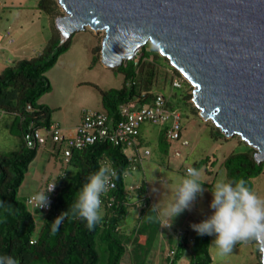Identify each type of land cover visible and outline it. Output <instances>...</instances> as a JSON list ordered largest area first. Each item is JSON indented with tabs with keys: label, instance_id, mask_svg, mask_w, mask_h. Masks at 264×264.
I'll return each instance as SVG.
<instances>
[{
	"label": "rangeland",
	"instance_id": "1",
	"mask_svg": "<svg viewBox=\"0 0 264 264\" xmlns=\"http://www.w3.org/2000/svg\"><path fill=\"white\" fill-rule=\"evenodd\" d=\"M38 1L0 0V71L13 64L20 56L14 52L15 49H22V55L26 57L38 54L43 49L44 38H48L50 34L47 25L53 37H60L54 19L62 12L56 0H47L51 8L49 13L37 7ZM102 37V32L96 35L89 28L72 33L68 49L46 72L51 89L41 96V100L55 106L52 107V120L63 129L66 136L74 134L75 124L79 122L83 111L102 110L101 90L122 85L123 74L117 69L118 66L106 67L100 61V47L97 51V46L98 39L101 40ZM140 50L133 60L140 56ZM146 61L147 64L138 68V78H142L143 88L150 87L153 93L163 94L172 102L174 108L181 112L182 138L188 140L189 145L182 146L178 141H171L166 150H163L166 145L161 142L159 149L157 144L162 126L145 123L140 126V132L147 140L141 147V152L147 148L150 155L143 160L141 169L129 171L124 176L125 189L130 199L127 213L119 221V228L123 235H130L124 237L127 238V251L121 259V264H166L164 257L167 258L169 251L176 244L172 232L185 230L188 225L189 232H192L191 224L200 223L212 214L209 207L211 192L205 191L202 198L197 197L192 210L181 213L170 227L167 225L171 220L163 215L155 218L157 223L149 224L144 215L140 214L141 208L150 211L152 205L159 200L160 207H163L173 195L176 178L183 176L185 168L193 162L207 156V162L199 169L202 172L201 179L205 182L203 187L211 189L219 178H226L222 164L225 157L231 152L242 151L247 145L242 143L238 136H216V127L210 121L200 118L198 110L192 104L190 85L167 67V58L157 59L155 56H149ZM152 68L151 83L148 84L145 79L149 77L148 71ZM173 79L181 83V88L172 87ZM13 119L12 112L0 107V154L16 150L20 146V136L10 132ZM40 134L46 137V142L38 146L35 158L30 162L17 190V196L25 200V203L27 197L42 192L48 182L54 183L66 170L73 171V167L65 161L62 154L65 145H55L44 130H40ZM175 150L180 151V157L174 156ZM256 152L254 149V153ZM260 163L262 171L251 178V183L252 188L264 196V159ZM145 183L146 191L134 188ZM27 207L35 221V231L38 232L45 212L29 204ZM214 239V235L209 236V264H261L258 240L238 243L231 254L221 259L216 256V251L211 246ZM130 247L136 248L135 258L130 257ZM190 254V251L184 252L176 264H188Z\"/></svg>",
	"mask_w": 264,
	"mask_h": 264
},
{
	"label": "trees",
	"instance_id": "2",
	"mask_svg": "<svg viewBox=\"0 0 264 264\" xmlns=\"http://www.w3.org/2000/svg\"><path fill=\"white\" fill-rule=\"evenodd\" d=\"M37 7L45 13L51 11L47 0H39ZM70 37L62 42L60 37L52 39L38 55L19 59L0 72V107L14 114L10 132L21 138L18 149L0 154V255L13 256L19 264H120L126 250L124 235L119 231V221L128 210L124 176L129 172L130 163L119 146L102 140L72 151L67 163L73 167V171L66 170L55 180L57 195L50 209L45 212L38 232L35 231V221L25 200L17 196V190L39 146L27 144V136L53 123L52 109L39 103V98L51 89L46 72L68 49ZM140 51L136 60H127L117 67L123 74L122 85L101 90V105L110 117L116 118L118 106L141 92L145 93L147 101L153 96L150 87L143 88L142 78H138V68L148 63L146 60L149 56L157 59L164 57L149 42ZM167 67L182 78L170 64ZM148 74L150 78L145 81L150 84L153 68ZM169 106L174 107L170 100ZM215 131L216 136L224 137L219 129ZM161 142L165 145L168 143L163 130L159 134L158 143ZM253 153L254 149L246 145L242 151L228 154L222 163L226 178L242 177L252 187L251 178L262 171V163L255 161ZM207 160L208 156L193 162L191 166L199 169ZM102 164L114 168L120 178L115 180V188L108 192L112 199L102 204L101 222L94 230H89L84 221L72 216L70 209L88 175L97 171ZM67 210L68 216L61 223L59 231L53 234L52 221ZM147 214L149 210L143 209L148 223H157V219H149ZM190 235L192 241L189 245L187 237L177 240L175 253L169 258L168 264H176L188 248L191 253L189 264L210 263L209 235L201 236L194 230Z\"/></svg>",
	"mask_w": 264,
	"mask_h": 264
},
{
	"label": "water",
	"instance_id": "3",
	"mask_svg": "<svg viewBox=\"0 0 264 264\" xmlns=\"http://www.w3.org/2000/svg\"><path fill=\"white\" fill-rule=\"evenodd\" d=\"M56 2L60 42L86 28L102 32L100 61L110 68L149 42L190 85L199 117L264 159V0Z\"/></svg>",
	"mask_w": 264,
	"mask_h": 264
},
{
	"label": "clouds",
	"instance_id": "4",
	"mask_svg": "<svg viewBox=\"0 0 264 264\" xmlns=\"http://www.w3.org/2000/svg\"><path fill=\"white\" fill-rule=\"evenodd\" d=\"M201 175L200 169L188 167L183 176L176 178L171 199L163 207H160V200L154 203L146 216L154 219L163 215L171 220L167 225L170 227L181 213L192 210L197 197L202 198L205 191H210L212 214L190 226L198 235L215 236L211 246L218 258L227 257L238 243L264 239V196L259 195L242 177L227 179L222 176L211 189H206ZM119 178L117 171L108 164H102L97 171L90 173L71 206L72 216L84 221L89 230H94L103 217L102 197L115 188L113 181ZM53 187L36 194L34 199L38 208L49 205L47 193ZM67 216L68 210L52 221L53 234L59 231ZM0 264H19V261L13 256L0 255Z\"/></svg>",
	"mask_w": 264,
	"mask_h": 264
},
{
	"label": "built area",
	"instance_id": "5",
	"mask_svg": "<svg viewBox=\"0 0 264 264\" xmlns=\"http://www.w3.org/2000/svg\"><path fill=\"white\" fill-rule=\"evenodd\" d=\"M171 84L172 87H181V83L176 79H173ZM145 98V93L141 92L140 95L135 96L133 99L121 103L118 106L116 118L108 116L104 110L83 111L78 124L74 127V134L71 136H66L62 128L56 123H52L48 127L33 131L27 136L26 142L29 145L44 144L46 137L40 134V130H44L46 136H50L55 145H65L62 154L67 162L73 150L83 149L92 143L105 140L122 148L130 163L129 171L141 169L143 160L150 155V151L147 148H144L141 152L143 145L140 141V126L142 124L162 126L164 138L168 143L178 141L182 146L189 145L188 140L182 138L181 112L169 106V99L161 93H153L149 101L145 100ZM27 108H30V106H27ZM180 155L179 150L174 151L175 157H180ZM188 167L185 168L184 174ZM113 182L115 183V180ZM53 185L52 190L47 193L49 198L47 207L38 208L34 197L39 192L27 197L26 204L32 205L40 211H48L57 195V187L55 183L48 182L43 189V191H46ZM108 199H112V197L108 196V193L102 197L103 202L108 201ZM172 235L180 241L184 237H187L188 243L192 241L191 236L183 229L173 231ZM174 253L175 250L171 249L167 256L172 258Z\"/></svg>",
	"mask_w": 264,
	"mask_h": 264
},
{
	"label": "crops",
	"instance_id": "6",
	"mask_svg": "<svg viewBox=\"0 0 264 264\" xmlns=\"http://www.w3.org/2000/svg\"><path fill=\"white\" fill-rule=\"evenodd\" d=\"M47 29H49V36H48V38L46 37V38H44L45 40H44V46H43V48L45 47V45L50 41V40H52V39H57V36H55L54 35V37H53V34H52V32H51V30H50V27H49V25H47ZM97 35V34H96ZM98 46H97V51L99 50V47H100V40L98 39ZM15 53H18L20 56L16 59V61L17 60H19V59H22V58H29V57H26V56H23L22 54H23V52H22V49H15V51H14ZM41 51H39L38 52V54L40 53ZM38 54H36V55H38ZM30 57H32V56H30ZM12 65V64H11ZM1 72V71H0ZM79 84V83H78ZM39 103H42V104H44V105H46V106H48L49 108H51L52 109V107H55L53 104H50V103H48V102H45L44 100H41V97H40V99H39ZM100 104H101V96H100ZM101 109L103 110V108H102V105H101ZM51 120H52V114H51ZM80 120V119H79ZM52 122L53 123H55L53 120H52ZM78 124V123H77ZM77 124H75V125H77ZM161 131V130H160ZM140 141H141V143H142V145L144 146V144L146 143V138L144 137V135L140 132ZM158 145V147H159V149H161L160 147H161V144H157ZM167 146H168V143H166V146H165V148H167ZM164 181V180H163ZM135 189H139V190H141V191H146L147 190V183H145V184H141V185H139L138 187L137 186H135L134 187ZM128 194H130L129 192H128ZM128 199H130V196L128 195ZM137 201H138V199H137ZM132 203V202H131ZM136 204H137V202H135ZM141 212H140V214L142 215L143 214V208H141V210H140ZM182 230V229H181ZM185 230L187 231V233H188V235H190L191 234V232H189V225H188V227H186L185 228ZM119 231H120V228H119ZM175 231V230H174ZM190 233V234H189ZM127 237H128V235H130V234H125ZM124 235V237H126ZM191 236V235H190ZM177 240L178 239H176V242H177ZM170 241H172V238H171V236H170ZM125 242H127V238H125ZM188 245H189V243H188ZM171 249H174L175 250V246H174V248H171ZM127 251V247H126V250H125V252ZM129 254H130V257H132V258H135L136 257V248L135 247H130L129 248ZM185 252H187V253H189V248L185 251ZM164 259H165V263L166 264H168V260H169V257L167 256V258H166V256L164 257ZM190 261V260H189ZM177 263V262H176ZM120 264H121V262H120ZM188 264H189V262H188Z\"/></svg>",
	"mask_w": 264,
	"mask_h": 264
}]
</instances>
